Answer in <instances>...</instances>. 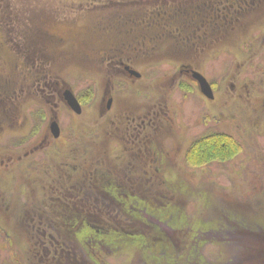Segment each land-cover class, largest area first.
Segmentation results:
<instances>
[{"label": "flooded vegetation", "instance_id": "af4514ba", "mask_svg": "<svg viewBox=\"0 0 264 264\" xmlns=\"http://www.w3.org/2000/svg\"><path fill=\"white\" fill-rule=\"evenodd\" d=\"M100 1L107 5L118 2H89ZM3 2L0 0V170L8 180L15 175L21 189L26 181L36 184L41 201L29 226L40 232L32 244L47 261L57 257L60 262V254L67 253L63 247L74 238L82 252V243L97 250L81 255V262H94V257L100 261L102 251L110 248L107 243L118 239L113 231L125 228L106 219L112 216L103 211V199L115 202L128 220L136 219V212L157 213L165 206L154 201L166 198L167 191H174L180 181L174 168L180 165L183 146H189L185 160L191 146H213L219 140L216 135L227 141L233 136L228 105L226 110L212 107L190 121L183 111L187 98L201 96L214 104L226 87L230 94L227 103L230 97L255 103V119L250 123L261 134L262 74L261 88L248 80L237 84L229 78L217 84L207 79L214 93L211 99L194 78V72L202 73L194 59L203 41L214 44L258 18L253 14L264 0H163L158 14L152 13V1L147 0L143 5L150 14L98 17L92 29L83 31L81 42H71L55 21L37 30L20 28L24 18L8 14ZM78 43L81 50L73 52L72 45ZM249 49H254L252 44ZM167 54L179 59L171 70L153 75L163 60L151 59ZM72 62L82 64L85 71L73 76ZM257 94L262 109L257 108L260 100H254ZM177 95L181 100L173 99ZM73 97L77 108L72 105ZM202 125L218 128L197 136L195 130ZM163 222L186 226L181 221ZM50 230L68 231L69 237L63 240L61 235L48 233ZM109 231L112 236L107 238ZM191 232H195L193 227ZM255 240L254 246L261 252L263 239L255 235Z\"/></svg>", "mask_w": 264, "mask_h": 264}, {"label": "rangeland", "instance_id": "374dc122", "mask_svg": "<svg viewBox=\"0 0 264 264\" xmlns=\"http://www.w3.org/2000/svg\"><path fill=\"white\" fill-rule=\"evenodd\" d=\"M89 1L93 2V0H4L3 3L4 7L7 5L8 14L22 15L24 22L20 28L23 26L25 30H37L38 26L48 25L55 21L57 29L71 37V42H81L83 31L87 32L88 28L92 29L96 24L94 21L98 17L106 16L107 13L106 7H97L95 5H100L99 3H90ZM124 2L125 10L134 7V3H128L129 0ZM263 10L264 4L259 12L253 14L254 16L259 15V17L256 16L259 19L253 17L252 22L247 21L248 25L243 30L233 29L224 38L216 40L214 44L203 41L201 47H198V56L196 55L194 61L209 81L223 84L224 79L230 78L233 83L239 84L248 80L261 88L260 73L264 79ZM43 19L46 22L43 21L41 24ZM61 20L67 21L58 22ZM4 27L10 29L9 24H5ZM251 44L253 50L249 49ZM79 46V43L76 46L72 45L73 52L75 50L79 52L81 50ZM83 46L89 47L87 44H83ZM155 58L163 60L154 68L153 75L156 76L171 70L172 63L177 61L179 56L176 54L159 55L151 60ZM71 65L73 76L79 75L82 70L85 71L84 66L79 62H72ZM228 92L226 87L223 88L222 95L216 99L214 104L201 96H191L184 101L183 111L191 121L196 116L206 114L212 107L216 110L223 108L226 110V105H228L231 113L230 132L233 135L232 138L241 145V150L230 160L202 162L200 158V163L197 165L192 161L187 162L186 158L183 159L189 147L183 146L180 165L174 168L176 176L180 179L175 184L176 188L173 189L174 191L167 189L166 198L157 199V201L149 199L151 202H157L165 207L177 206L180 208L183 216L187 219L186 226L178 228L176 225H167L164 222H159L154 215L145 211L135 213V216H138L137 219L128 220L120 213L121 210L115 202L103 199V211L112 216V218L106 217V219L108 218L111 222L118 223L122 227L125 226V228H119L117 233L127 236L125 232L135 233V229H143L142 233H146L145 237L151 243H157L160 238L167 239V242L172 245L166 254H170L171 250L179 264H196L189 262L188 259V252L192 247L197 249L195 237L199 236L198 233L191 232V228L192 224L197 226L201 221H206L211 228L216 229L214 233L218 234L201 247L202 254L207 261L213 264H264V247L261 252L256 250L260 254L252 255L250 259L245 258L244 254H235L237 250L239 251L237 244L240 247V243L250 242L254 246L256 240L253 235L247 236L242 232L232 233L235 228L232 226L234 222L229 221L228 215L225 213L227 210L234 212L247 210L244 212L255 214V210L264 208V118H261V134H257L250 123V119H255L253 118L255 112L252 110V104L255 105V103L231 97L229 98L230 103H227L225 100L230 95ZM261 92L263 95L259 98L262 99L264 98V87L261 88ZM173 99L181 100V97L177 95ZM261 99H258V94L255 96L256 102L260 100V103L257 104L258 109L263 107ZM210 127L212 129L202 125L195 130V134L202 136L203 133L218 128L213 125ZM20 169L21 166L15 168V174H18L17 171ZM13 177L8 180L7 175L0 170V264H150L146 263L147 258L150 257L161 261L159 264L168 263L161 259L165 256L157 254L156 251L147 252L145 249L146 252H143L131 247H122L121 250L112 251L104 249L105 256L101 263L100 261L98 263V259L95 257L94 262L91 259H88V263L87 260L81 262V255L94 254L97 250L94 251L93 246L82 243V252L78 240L74 236H72L74 241L67 244L65 246L67 248L63 247L67 253L63 256L60 254L58 258L61 260L60 262L57 261V257H54L56 258L54 261L53 258L47 261L44 253L37 250V247L32 244L39 239L40 232L29 226L32 224L31 218L35 217L37 209L35 206L41 201L36 195L37 186L31 180L26 181L21 189L22 183L18 181L17 177ZM109 211H113L114 214L112 215ZM151 224H156L160 230H155ZM72 232L71 235H73ZM48 233L61 235L63 240L65 237H69L68 231L50 230ZM223 236L225 239L222 238ZM208 239H210L209 236ZM162 247L161 251L163 252L165 247ZM254 247H252V252L257 248L254 249ZM239 252H241V247ZM58 254L59 252L56 256Z\"/></svg>", "mask_w": 264, "mask_h": 264}, {"label": "trees", "instance_id": "16d2710c", "mask_svg": "<svg viewBox=\"0 0 264 264\" xmlns=\"http://www.w3.org/2000/svg\"><path fill=\"white\" fill-rule=\"evenodd\" d=\"M112 1V0H110ZM116 1V0H115ZM118 2L116 3H109L107 4H102V2L104 1H100V2H95V3H99L100 5H95V6H101V7H106V16L105 17H113V16H117V15H127V14H131L133 17H140V16H144L147 14H150V12L146 11L144 9V2L147 0H129V3H133L134 2V7H131L130 10H125V2L126 0H117ZM151 5L152 8L151 10L153 11V14H158V11L160 9L159 5H161L163 2L161 0H151ZM154 1V2H153ZM167 1V0H166ZM168 1H173V0H168ZM176 0H174L175 2ZM144 4V5H143ZM155 12V13H154ZM216 138L219 140H216L215 144H213V146H191L188 153H187V162L188 161H192L194 164H199L200 163V158L203 161H215V160H230L233 157H235V155L238 154V152L241 150V146L238 143L237 140H235L234 138H230L228 139V141L222 136L216 135ZM160 211V212H159ZM157 213H153L152 215H154L157 220L159 222H163L166 219H169L172 222L175 221H181V223H188L187 219H185V216H183V212L181 211L180 208H178L177 206H169V207H165L163 210L160 209ZM247 211V210H244ZM234 212L231 210H227L225 211V213L228 215V219L231 222H234V226L235 228L233 229L232 233H237V232H242L244 233V235L247 236H251L253 235L255 237V235L259 236L260 238L263 239V245H264V208H259V210H255V214L253 213H245V212ZM139 213V212H136ZM241 213V214H240ZM162 216V218L160 216ZM261 217V218H259ZM138 218V216L136 215V219ZM233 220V221H232ZM151 226L159 231L160 229L158 228V226L155 224H151ZM205 228V226H207L205 229H201L203 231H197V229L199 228ZM193 229L195 230L194 234L198 233V238L195 237V242H196V246L197 249L195 250L193 247L192 249L188 252V259L189 262H193V263H199V264H213L209 261H207L203 254H202V248L204 246V244L206 245L212 238H214V236L218 235L217 233H214L216 229L211 228L210 225L206 222V221H201L200 223H198L197 226H194L192 224ZM209 228V229H207ZM135 233H130V232H125V234L127 236L121 235L119 234V232L117 233L116 231L114 232L115 235H117V238L115 241L111 242V243H107V245H110L109 247V251L112 250H121L125 247H131V248H136V250H142L143 252H153L156 251L157 254H161V256H165V258L161 259L163 261H167L168 263L166 264H179V262H176V259L174 258V256L172 255L173 253L170 250V254H166L167 251L171 248L170 243L167 242V239H158L159 241L157 243H151V241L149 242L147 240L146 233H142L143 229H135L134 230ZM209 231V232H208ZM139 232V233H137ZM206 232L208 234L203 235V233ZM230 232V231H229ZM105 237L109 238L112 236V232H106L105 233ZM204 236H209L210 239L204 238ZM223 239H225V236L222 237ZM192 241V239H190ZM149 242V243H148ZM164 244V245H163ZM262 245V248L264 247ZM162 246L165 247V250L162 252ZM123 247V248H122ZM237 247L240 251V247H241V252H239L238 250L235 252V254H244L245 258L250 259V257H252V255H259L260 253H258L255 249V247L251 244L247 245L244 243H240V247L239 244H237ZM252 247H254L255 251L252 252ZM201 248V249H200ZM107 249V248H106ZM111 249V250H110ZM146 249V250H145ZM262 250V249H261ZM105 256L104 250L102 251V257L100 260V263L102 262L103 257ZM145 260V259H144ZM99 263V261H98ZM146 263H150V264H159L161 263V261L156 260V259H152L147 258Z\"/></svg>", "mask_w": 264, "mask_h": 264}, {"label": "water", "instance_id": "95a60500", "mask_svg": "<svg viewBox=\"0 0 264 264\" xmlns=\"http://www.w3.org/2000/svg\"><path fill=\"white\" fill-rule=\"evenodd\" d=\"M194 78L198 80L202 92L208 98L212 99L214 97V93H213L212 87H211L210 83L208 82L207 78L202 73H200L198 71L194 72ZM71 102H72L73 107H75V108H77V106L79 107L78 102L75 98L73 100H71Z\"/></svg>", "mask_w": 264, "mask_h": 264}]
</instances>
